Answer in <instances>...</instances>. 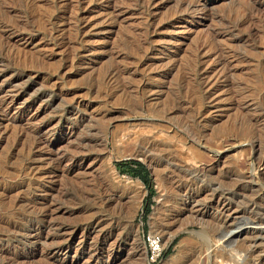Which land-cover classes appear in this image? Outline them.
Segmentation results:
<instances>
[{
    "label": "rangeland",
    "instance_id": "obj_1",
    "mask_svg": "<svg viewBox=\"0 0 264 264\" xmlns=\"http://www.w3.org/2000/svg\"><path fill=\"white\" fill-rule=\"evenodd\" d=\"M145 234L264 264V0H0V264H146Z\"/></svg>",
    "mask_w": 264,
    "mask_h": 264
},
{
    "label": "trees",
    "instance_id": "obj_2",
    "mask_svg": "<svg viewBox=\"0 0 264 264\" xmlns=\"http://www.w3.org/2000/svg\"><path fill=\"white\" fill-rule=\"evenodd\" d=\"M115 166L119 172L129 175L131 178L138 179L145 186V188H147L148 190L151 189L148 172L142 164L135 161H122L115 164ZM149 204L150 196H147L144 200L145 213H148ZM171 246L172 245H170L167 250L162 253L161 259L165 258L166 255L170 253Z\"/></svg>",
    "mask_w": 264,
    "mask_h": 264
},
{
    "label": "bare ground",
    "instance_id": "obj_3",
    "mask_svg": "<svg viewBox=\"0 0 264 264\" xmlns=\"http://www.w3.org/2000/svg\"><path fill=\"white\" fill-rule=\"evenodd\" d=\"M225 223H228L231 225L232 223H234V221L236 220L234 215H229L227 214V216H225ZM201 221V218L200 220ZM251 225V223H248ZM246 226V227H237L236 229H234V231H231L228 235V238H223L224 243L226 245H233L237 242H239V240H241V244H244L246 242H255L257 240V236L254 234H258L261 233V226H256V225H262V224H254V226ZM238 226V225H237ZM261 230V231H260ZM203 236V235H202ZM223 236V235H222ZM225 237V236H224ZM204 240L206 241V244L208 242V239L205 238V236H203ZM208 245V244H207ZM237 245V244H236ZM210 249V247L208 246V250Z\"/></svg>",
    "mask_w": 264,
    "mask_h": 264
},
{
    "label": "built area",
    "instance_id": "obj_4",
    "mask_svg": "<svg viewBox=\"0 0 264 264\" xmlns=\"http://www.w3.org/2000/svg\"><path fill=\"white\" fill-rule=\"evenodd\" d=\"M145 249L146 264H158L161 261L162 247L160 237L157 235L145 234L142 236ZM213 264V263H210ZM214 264H226L220 261Z\"/></svg>",
    "mask_w": 264,
    "mask_h": 264
},
{
    "label": "water",
    "instance_id": "obj_5",
    "mask_svg": "<svg viewBox=\"0 0 264 264\" xmlns=\"http://www.w3.org/2000/svg\"><path fill=\"white\" fill-rule=\"evenodd\" d=\"M124 161H126V160H124ZM143 165V164H142ZM144 166V165H143ZM146 169V168H145Z\"/></svg>",
    "mask_w": 264,
    "mask_h": 264
}]
</instances>
